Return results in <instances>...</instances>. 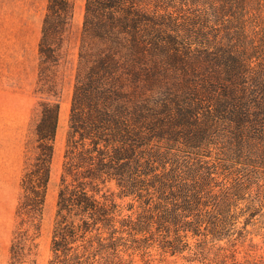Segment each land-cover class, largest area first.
Masks as SVG:
<instances>
[{
    "label": "trees",
    "instance_id": "1",
    "mask_svg": "<svg viewBox=\"0 0 264 264\" xmlns=\"http://www.w3.org/2000/svg\"><path fill=\"white\" fill-rule=\"evenodd\" d=\"M72 18L73 0H48L42 73ZM44 93L56 98L40 102L9 264L35 261L61 109ZM262 180L264 0H86L49 264L233 247L264 207Z\"/></svg>",
    "mask_w": 264,
    "mask_h": 264
},
{
    "label": "rangeland",
    "instance_id": "2",
    "mask_svg": "<svg viewBox=\"0 0 264 264\" xmlns=\"http://www.w3.org/2000/svg\"><path fill=\"white\" fill-rule=\"evenodd\" d=\"M47 3L48 0H0V264H9L10 246L17 224L21 177L27 148L35 141L40 102L49 97L56 98L44 93L49 85L57 90L61 109L34 264H49L51 257L59 184L80 62L86 0H73V18L64 34L59 62L43 64L42 73L39 42ZM186 15L187 12L181 13L182 20ZM261 183L264 184V180ZM127 201L128 198L123 203ZM245 204L244 201L242 206ZM243 214L238 228L250 215L248 211ZM232 238L233 242H237L233 247L228 238L209 242L206 256L194 251L164 255L153 247L147 253L137 251L126 257L132 260V264H229L232 259L225 258L224 254L233 252L239 261L264 264V207L250 220L244 233L237 232ZM190 240L194 244L196 238ZM217 255L226 260H216Z\"/></svg>",
    "mask_w": 264,
    "mask_h": 264
}]
</instances>
